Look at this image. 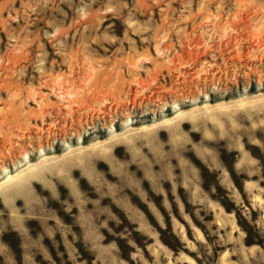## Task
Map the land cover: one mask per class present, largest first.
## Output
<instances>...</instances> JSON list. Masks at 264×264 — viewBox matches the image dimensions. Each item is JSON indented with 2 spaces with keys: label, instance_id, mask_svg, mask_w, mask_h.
I'll list each match as a JSON object with an SVG mask.
<instances>
[{
  "label": "rangeland",
  "instance_id": "rangeland-1",
  "mask_svg": "<svg viewBox=\"0 0 264 264\" xmlns=\"http://www.w3.org/2000/svg\"><path fill=\"white\" fill-rule=\"evenodd\" d=\"M0 264H264V0H0Z\"/></svg>",
  "mask_w": 264,
  "mask_h": 264
},
{
  "label": "bare ground",
  "instance_id": "bare-ground-1",
  "mask_svg": "<svg viewBox=\"0 0 264 264\" xmlns=\"http://www.w3.org/2000/svg\"><path fill=\"white\" fill-rule=\"evenodd\" d=\"M189 75V74H188ZM191 75V74H190ZM62 92V91H61ZM62 97V96H61ZM64 97V96H63ZM135 103V102H134ZM104 112V111H103ZM110 112V111H109ZM79 115V114H78ZM79 124H80V122H79Z\"/></svg>",
  "mask_w": 264,
  "mask_h": 264
}]
</instances>
